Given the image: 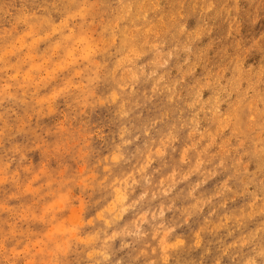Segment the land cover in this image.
<instances>
[{
    "label": "clouds",
    "instance_id": "obj_1",
    "mask_svg": "<svg viewBox=\"0 0 264 264\" xmlns=\"http://www.w3.org/2000/svg\"><path fill=\"white\" fill-rule=\"evenodd\" d=\"M0 264H264V0H0Z\"/></svg>",
    "mask_w": 264,
    "mask_h": 264
}]
</instances>
